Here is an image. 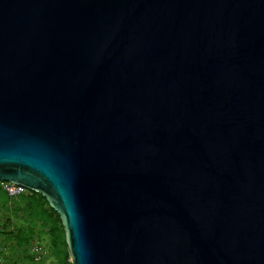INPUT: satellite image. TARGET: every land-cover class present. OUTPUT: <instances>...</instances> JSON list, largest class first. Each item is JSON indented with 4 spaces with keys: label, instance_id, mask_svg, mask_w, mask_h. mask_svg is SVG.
<instances>
[{
    "label": "water",
    "instance_id": "95a60500",
    "mask_svg": "<svg viewBox=\"0 0 264 264\" xmlns=\"http://www.w3.org/2000/svg\"><path fill=\"white\" fill-rule=\"evenodd\" d=\"M0 182L72 264H264V0H0Z\"/></svg>",
    "mask_w": 264,
    "mask_h": 264
},
{
    "label": "rangeland",
    "instance_id": "374dc122",
    "mask_svg": "<svg viewBox=\"0 0 264 264\" xmlns=\"http://www.w3.org/2000/svg\"><path fill=\"white\" fill-rule=\"evenodd\" d=\"M49 206L45 201L34 206L17 197L0 201V264H32L29 248L32 242L43 246L45 264H65V235L59 221L45 216ZM18 231L30 238L29 244L16 243ZM69 263L72 264L71 259Z\"/></svg>",
    "mask_w": 264,
    "mask_h": 264
},
{
    "label": "trees",
    "instance_id": "16d2710c",
    "mask_svg": "<svg viewBox=\"0 0 264 264\" xmlns=\"http://www.w3.org/2000/svg\"><path fill=\"white\" fill-rule=\"evenodd\" d=\"M0 201H7L9 200L11 197H9L3 190H0ZM18 199H21V200H27L28 203H32L34 206H40L41 205V202L42 201H45L48 205V201L46 200L45 197H43L41 194H38V193H35V192H32V191H29L27 195H22L20 197H17ZM46 217H50L51 220L53 221H59V223L61 224V229L65 235V231H64V227H63V224H62V221H61V218L60 216L49 206V209H48V213L47 211L44 213ZM55 236V235H54ZM15 238H16V243L18 245H26V244H29V240L30 238L25 236L23 232L21 231H18L16 234H15ZM56 242V240H55ZM65 243H66V236H65ZM65 264H68V261L70 260V256H69V253H68V247H67V243H66V256H65ZM71 264V263H69Z\"/></svg>",
    "mask_w": 264,
    "mask_h": 264
},
{
    "label": "built area",
    "instance_id": "2783aa9c",
    "mask_svg": "<svg viewBox=\"0 0 264 264\" xmlns=\"http://www.w3.org/2000/svg\"><path fill=\"white\" fill-rule=\"evenodd\" d=\"M0 190H3L11 198L20 197L29 192V190L22 185L7 182H0ZM29 248L32 264H45L46 252L43 246L38 242H32Z\"/></svg>",
    "mask_w": 264,
    "mask_h": 264
}]
</instances>
